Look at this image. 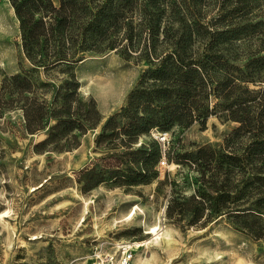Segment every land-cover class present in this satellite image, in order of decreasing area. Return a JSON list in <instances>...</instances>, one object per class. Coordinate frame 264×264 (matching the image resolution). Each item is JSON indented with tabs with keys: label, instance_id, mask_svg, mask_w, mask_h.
I'll return each instance as SVG.
<instances>
[{
	"label": "rangeland",
	"instance_id": "obj_1",
	"mask_svg": "<svg viewBox=\"0 0 264 264\" xmlns=\"http://www.w3.org/2000/svg\"><path fill=\"white\" fill-rule=\"evenodd\" d=\"M23 44L11 0H0V264H90L149 240L156 221L169 237L138 246L146 264H264V164L248 151L264 138V107L248 102L253 128L235 131L210 89L264 81V0H71ZM109 59L136 78L123 106L101 109L89 93L105 87ZM199 66L208 82L195 87ZM133 92L147 132L133 134L134 110L122 111ZM26 101L43 111L34 132ZM175 114L183 122L168 124Z\"/></svg>",
	"mask_w": 264,
	"mask_h": 264
},
{
	"label": "trees",
	"instance_id": "obj_2",
	"mask_svg": "<svg viewBox=\"0 0 264 264\" xmlns=\"http://www.w3.org/2000/svg\"><path fill=\"white\" fill-rule=\"evenodd\" d=\"M48 1V8L47 6L43 5L42 0H11L12 5L15 9V13L17 17L20 20V26L23 30V39L24 44L27 46V42L30 41V38L32 36H38L40 34H43V25L46 23L49 18H53L54 21H57L59 18H63L66 15L67 12V4H70L71 0H61L59 7H55L52 4L49 5ZM36 12L40 13V19L37 22H34V15ZM254 61H250L248 64H252ZM198 69L201 71L200 82L196 85L193 84V82H189L190 84L197 86H201L208 82V78H206V74L202 70V66H199ZM15 78V77H13ZM260 87L257 90L251 91L247 87L242 86L240 82L235 80L234 77H228L226 81L218 82V85L216 86H210L209 88L212 91H221L219 92L221 95V98L225 101L226 107L228 108V112L225 116L237 120L240 122L239 126L235 129V131L240 130H248L247 128L252 127V121L250 119V111L249 108L251 107V101H254V103L257 106L264 107V81L260 83ZM20 91L24 89L23 84H19ZM193 88V90L197 92V88ZM187 88V87H186ZM239 90V91H238ZM238 91V92H237ZM258 96V99L256 100V96ZM187 93L184 95L183 103H187L191 106H185L187 108V112H189L191 118L198 119L201 124L205 123L206 120V114L200 110L198 105H196L195 99H190L187 97ZM28 98L26 97L25 100ZM88 107L91 109V103L88 105ZM174 108H177V106H174ZM23 109V115L25 119V127L28 130V132H34L37 128L40 127L42 117H43V111L40 106H35L31 101H26L22 105ZM134 110L132 122L130 123L129 127L133 128L134 133L139 132H147V129H136V126L138 122L142 120L141 116H138L139 112V106L138 102L136 100V92H133L129 95L128 103L125 108L122 109L123 112ZM262 110V109H261ZM181 114H175L170 117L168 120V124L174 121H177L178 123H182L183 121L180 118ZM92 118V117H91ZM112 118L109 119L108 123L111 122ZM192 120V121H193ZM96 122V120H95ZM107 123V124H108ZM62 121L57 123L55 126L51 127L52 129L58 128V126L62 125ZM78 129L83 130V126L81 124H78ZM112 129V128H110ZM264 129L258 130L263 131ZM254 132L255 138L258 137V134L260 132ZM153 144V143H152ZM202 149L198 150L200 153ZM248 151L250 152L251 157H253V160L260 161L264 164V138L261 137V139H256L252 142L251 146H249ZM140 151H138L139 153ZM157 153V150H153V152L149 153L146 161L150 160L153 155ZM250 157V156H248ZM251 159V158H250ZM145 161V162H146ZM144 171V170H143ZM139 172L138 176L145 177L147 175V172ZM259 209H264L263 207H258ZM194 213V216L198 217L201 216L202 210L199 208L192 210ZM167 215H171L170 206L168 205L166 208ZM203 216V215H202Z\"/></svg>",
	"mask_w": 264,
	"mask_h": 264
},
{
	"label": "clouds",
	"instance_id": "obj_3",
	"mask_svg": "<svg viewBox=\"0 0 264 264\" xmlns=\"http://www.w3.org/2000/svg\"><path fill=\"white\" fill-rule=\"evenodd\" d=\"M0 67H3V64H0ZM103 75L105 76V87L94 89L89 93V96L96 103L97 107L101 109L123 106L127 91L131 84L135 82V70L132 68L123 69L122 66L113 64L111 59H109L106 65V71ZM117 77L126 79L128 81V86L124 88L117 87L114 83V79Z\"/></svg>",
	"mask_w": 264,
	"mask_h": 264
},
{
	"label": "built area",
	"instance_id": "obj_4",
	"mask_svg": "<svg viewBox=\"0 0 264 264\" xmlns=\"http://www.w3.org/2000/svg\"><path fill=\"white\" fill-rule=\"evenodd\" d=\"M126 242L114 244L106 252H95L90 264H133V248Z\"/></svg>",
	"mask_w": 264,
	"mask_h": 264
},
{
	"label": "bare ground",
	"instance_id": "obj_5",
	"mask_svg": "<svg viewBox=\"0 0 264 264\" xmlns=\"http://www.w3.org/2000/svg\"><path fill=\"white\" fill-rule=\"evenodd\" d=\"M131 211V210H130ZM134 209L128 214V216L126 215V218H132V216L134 215ZM2 216V213H0V217ZM158 221H156L154 224L152 225H149L147 226V230L146 232L148 233H151V238L149 240H145L143 242H133V243H129V242H126L127 244H131L130 246L133 248V251H135V258H134V263L133 264H146V257L143 256L142 254H140L138 252V246H140L141 244H148L150 242H156L157 240L159 239H163V240H167L168 237H169V234L168 232L169 231H161V232H158L157 229H158ZM155 229V231H153ZM135 249V250H134ZM75 264H84V261H78L76 262Z\"/></svg>",
	"mask_w": 264,
	"mask_h": 264
},
{
	"label": "snow or ice",
	"instance_id": "obj_6",
	"mask_svg": "<svg viewBox=\"0 0 264 264\" xmlns=\"http://www.w3.org/2000/svg\"><path fill=\"white\" fill-rule=\"evenodd\" d=\"M153 231H155V229Z\"/></svg>",
	"mask_w": 264,
	"mask_h": 264
}]
</instances>
